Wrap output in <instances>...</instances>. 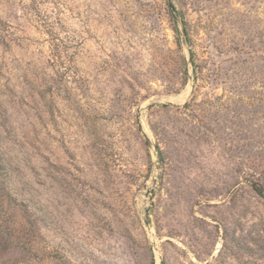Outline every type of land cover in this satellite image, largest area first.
<instances>
[{
	"label": "rangeland",
	"instance_id": "374dc122",
	"mask_svg": "<svg viewBox=\"0 0 264 264\" xmlns=\"http://www.w3.org/2000/svg\"><path fill=\"white\" fill-rule=\"evenodd\" d=\"M0 264H264V0H0Z\"/></svg>",
	"mask_w": 264,
	"mask_h": 264
},
{
	"label": "bare ground",
	"instance_id": "6f19581e",
	"mask_svg": "<svg viewBox=\"0 0 264 264\" xmlns=\"http://www.w3.org/2000/svg\"><path fill=\"white\" fill-rule=\"evenodd\" d=\"M189 92L188 91H186V92H184L180 97H178V98H174L173 100L175 101V102H182L186 97H187V94H188Z\"/></svg>",
	"mask_w": 264,
	"mask_h": 264
},
{
	"label": "water",
	"instance_id": "95a60500",
	"mask_svg": "<svg viewBox=\"0 0 264 264\" xmlns=\"http://www.w3.org/2000/svg\"><path fill=\"white\" fill-rule=\"evenodd\" d=\"M173 11L176 12V9L174 6H173ZM145 137H146L147 142L150 144V140H149L148 136H145Z\"/></svg>",
	"mask_w": 264,
	"mask_h": 264
},
{
	"label": "trees",
	"instance_id": "16d2710c",
	"mask_svg": "<svg viewBox=\"0 0 264 264\" xmlns=\"http://www.w3.org/2000/svg\"><path fill=\"white\" fill-rule=\"evenodd\" d=\"M4 167V166H3ZM3 167H1V168H3ZM257 190V192L260 194V195H262L263 196V192L260 190V189H256Z\"/></svg>",
	"mask_w": 264,
	"mask_h": 264
}]
</instances>
